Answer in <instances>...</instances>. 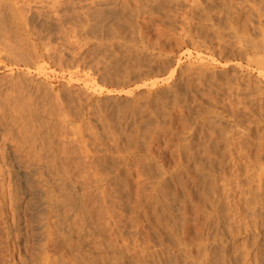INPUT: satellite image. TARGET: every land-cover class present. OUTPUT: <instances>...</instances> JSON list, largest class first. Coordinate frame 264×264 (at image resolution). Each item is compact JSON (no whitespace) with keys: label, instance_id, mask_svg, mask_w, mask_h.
Listing matches in <instances>:
<instances>
[{"label":"rangeland","instance_id":"obj_1","mask_svg":"<svg viewBox=\"0 0 264 264\" xmlns=\"http://www.w3.org/2000/svg\"><path fill=\"white\" fill-rule=\"evenodd\" d=\"M0 47V264H264V0H0Z\"/></svg>","mask_w":264,"mask_h":264},{"label":"bare ground","instance_id":"obj_2","mask_svg":"<svg viewBox=\"0 0 264 264\" xmlns=\"http://www.w3.org/2000/svg\"><path fill=\"white\" fill-rule=\"evenodd\" d=\"M53 1V0H52ZM217 1V0H216ZM237 1V0H236ZM198 2V1H197ZM210 2V1H209ZM54 3V2H53ZM246 3V2H245ZM150 4V3H149ZM227 4V3H226ZM235 4V3H234ZM56 5V4H55ZM161 5V4H160ZM241 5V4H240ZM49 6V5H48ZM53 6H54V4H53ZM218 6V5H217ZM160 7V6H159ZM197 7V6H196ZM244 7V6H243ZM28 8V7H27ZM53 8V7H52ZM57 8V7H56ZM232 8V7H231ZM18 9V8H17ZM16 9V11H18ZM22 9V8H21ZM151 9V8H150ZM200 9V8H199ZM208 9V8H207ZM252 9V8H251ZM257 9V8H256ZM165 10V9H164ZM151 11V10H150ZM166 11V10H165ZM253 11V10H252ZM19 12V11H18ZM98 12V11H97ZM100 12V11H99ZM209 12V11H208ZM256 12V11H255ZM117 13V12H116ZM156 13V12H155ZM207 13V12H206ZM227 13V12H226ZM14 14V13H13ZM19 15H21V14H19ZM53 15V14H52ZM14 16H16V15H13V17ZM56 16V15H55ZM59 16V15H58ZM70 16V15H69ZM174 16V15H173ZM256 16V15H255ZM12 17V16H11ZM17 17H18V14H17ZM87 17V16H86ZM210 17V16H209ZM249 17V16H248ZM21 18H22V16H21ZM24 18V17H23ZM59 18V17H58ZM259 19V18H258ZM192 20V19H191ZM207 20V19H206ZM228 20V19H227ZM2 22V21H1ZM24 22H25V20H24ZM7 23V22H6ZM92 23V22H91ZM102 23V22H101ZM111 23V22H110ZM22 24V23H21ZM56 24V23H55ZM47 25V24H46ZM74 25V24H73ZM96 25V24H95ZM27 26V25H26ZM86 26V25H85ZM88 26V25H87ZM94 26V25H93ZM206 26V25H205ZM210 26V25H209ZM104 27V26H103ZM227 27V26H226ZM232 27V26H231ZM87 28V27H86ZM76 29H78V28H76ZM91 29V28H90ZM97 29V28H96ZM229 29V28H228ZM231 29V28H230ZM235 30V29H234ZM90 31H92V30H90ZM95 31V30H94ZM118 32V31H117ZM160 32V31H159ZM3 33H4V31H3ZM164 33V32H163ZM187 33V32H186ZM231 33V32H230ZM240 33V32H239ZM242 33V32H241ZM244 33V32H243ZM92 34V33H91ZM162 34V33H161ZM173 34V33H172ZM184 34V33H183ZM93 35V34H92ZM178 35V34H177ZM6 36H8V35H6ZM88 36V35H87ZM187 36V35H186ZM221 36V35H220ZM36 37V36H35ZM44 37V36H43ZM51 37V36H50ZM225 37V36H224ZM47 38V37H46ZM81 38V37H80ZM85 38V37H84ZM83 38V39H84ZM95 38V37H94ZM99 38V37H98ZM167 38V37H166ZM184 38V37H183ZM247 38H248V35H247ZM259 38V37H258ZM43 39V38H42ZM191 39V38H190ZM218 39V38H217ZM261 40V39H260ZM69 41H70V39H69ZM68 41V42H69ZM200 41V40H199ZM210 41V40H209ZM231 41V40H230ZM248 41V40H247ZM136 42V41H135ZM257 42V41H256ZM84 43H85V41H84ZM176 43V42H175ZM179 43V42H178ZM177 43V44H178ZM239 43V42H238ZM6 44V43H5ZM208 44V43H207ZM210 44V43H209ZM2 45V44H1ZM44 45V44H43ZM84 45V44H83ZM144 45V44H143ZM201 45V44H200ZM227 45V44H226ZM244 45H246V43L244 44ZM259 45V44H258ZM178 46V45H177ZM250 46V45H249ZM262 46V45H261ZM44 47V46H43ZM42 47V48H43ZM58 47V46H57ZM201 47V46H200ZM226 47V46H225ZM0 48H3V47H0ZM15 48V47H14ZM233 48V47H232ZM251 48V47H250ZM5 49V48H4ZM7 49V48H6ZM238 49V48H237ZM47 50V49H46ZM54 50V49H53ZM252 50V49H251ZM257 50V49H256ZM64 51V50H63ZM160 51V50H159ZM263 51V50H262ZM130 52V51H129ZM165 53V52H164ZM6 54V53H5ZM31 54V53H30ZM17 55V54H16ZM22 55V54H21ZM56 55V54H55ZM165 55V54H164ZM167 55V54H166ZM248 55V54H247ZM27 56V55H26ZM32 56H33V53H32ZM25 57V56H24ZM37 57V56H36ZM255 57H257V55L255 56ZM260 57V56H259ZM39 58V57H38ZM49 58V57H48ZM10 59V58H9ZM56 59V58H55ZM262 59V58H261ZM54 61V60H53ZM52 61V62H53ZM213 61V60H212ZM17 62V61H16ZM55 62V61H54ZM58 62V61H57ZM249 62V61H248ZM61 63V62H60ZM17 64H18V62H17ZM259 64V63H258ZM261 64V63H260ZM263 64V63H262ZM257 65V64H256ZM2 66V65H1ZM5 67V66H4ZM259 67H261V66H259ZM12 68V67H11ZM202 68V67H201ZM9 69V68H8ZM192 73V72H191ZM203 73V72H202ZM193 74V73H192ZM206 74V73H205ZM205 78V77H204ZM202 79V78H201ZM200 79V80H201ZM198 80V79H197ZM209 81V80H208ZM224 82V81H223ZM25 83V82H24ZM26 83H28V82H26ZM203 84V83H202ZM240 84V83H239ZM210 85V84H209ZM229 85V84H228ZM29 86V85H28ZM152 86V85H151ZM216 86V85H215ZM225 86V85H224ZM240 86V85H239ZM242 86V85H241ZM20 88V87H19ZM19 88L17 89V92H18V90H19ZM168 88V87H167ZM207 88V87H206ZM23 89V88H22ZM25 89V88H24ZM240 89V88H239ZM21 91V90H20ZM237 91V90H236ZM241 91V90H240ZM252 91V90H251ZM257 91V90H256ZM13 92V91H12ZM16 92V91H15ZM206 92V91H205ZM245 92V91H244ZM10 93V92H9ZM5 94H8V93H5ZM20 94V93H19ZM18 94V95H19ZM225 94V93H224ZM28 95V94H27ZM229 95V94H228ZM257 95V94H256ZM6 96V95H5ZM9 96V95H8ZM16 96V95H15ZM20 96V95H19ZM226 96V95H225ZM230 96V95H229ZM222 97V96H221ZM239 97V96H238ZM216 99V98H215ZM220 99V98H219ZM19 100V99H18ZM236 100V99H235ZM234 100V101H235ZM11 101H13V99L11 100ZM239 101V100H238ZM228 102V101H227ZM236 102V101H235ZM234 102V103H235ZM233 103V104H234ZM243 103H245V102H243ZM249 105H250V103H249ZM244 107V106H243ZM228 108V107H227ZM263 108V107H262ZM230 110V109H229ZM140 111V110H139ZM133 112V111H132ZM238 112V111H237ZM210 113V112H209ZM231 114V113H230ZM229 114V115H230ZM234 115V114H233ZM217 116V115H216ZM232 116V115H231ZM215 117V116H214ZM239 117V116H238ZM257 117H258V115H257ZM260 118V117H259ZM210 119V118H209ZM237 119V118H236ZM241 119V118H240ZM211 120V119H210ZM214 120V119H213ZM263 120V119H262ZM206 121H207V119H206ZM236 123V122H235ZM242 136V135H241ZM236 138V137H235ZM11 139V138H10ZM206 139V138H205ZM226 139V138H225ZM230 139V138H229ZM214 141V140H213ZM234 142V141H233ZM214 145V144H213ZM207 146V145H206ZM234 146V145H233ZM241 146V145H240ZM4 148H5V146H4ZM182 149V148H181ZM183 151V150H182ZM191 152V151H190ZM230 152V151H229ZM228 152V153H229ZM210 153V152H209ZM193 155V154H192ZM209 155V154H208ZM9 158V157H8ZM7 159V158H6ZM8 161V160H7ZM2 162V161H1ZM2 164V163H1ZM11 164H12V162H11ZM256 164V163H255ZM260 168H262V167H260ZM2 169H0V172H2L1 171ZM260 172V171H259ZM1 186V185H0ZM2 187V186H1ZM12 189V188H11ZM1 191V190H0ZM11 191V190H10ZM1 192H3V191H1ZM24 193V192H23ZM6 194V193H5ZM12 195V194H11ZM13 196V195H12ZM20 196H21V194H20ZM1 197V196H0ZM4 197V196H3ZM13 198V197H12ZM19 198V197H18ZM14 200V199H13ZM1 201V200H0ZM15 201V200H14ZM16 202V201H15ZM5 203V202H4ZM15 206V205H14ZM15 212V211H14ZM10 213V212H9ZM13 214V213H12ZM23 214H24V212H23ZM2 215V214H1ZM13 216V215H12ZM8 217H9V215H8ZM3 219V218H2ZM3 221H5V220H3ZM14 221V220H13ZM27 227V226H26ZM29 231V230H28ZM24 232V231H23ZM26 233V232H25ZM30 234H32V233H30ZM2 235V234H1ZM5 235V234H4ZM22 235V234H21ZM33 236H34V234H33ZM14 237V236H13ZM5 239V238H4ZM3 241V240H2ZM12 242H13V240H12ZM25 244V243H24ZM12 245V244H11ZM23 246V245H22ZM25 246V245H24ZM2 247V246H1ZM19 256V255H18ZM6 258V257H5ZM21 258V257H20ZM25 258V257H24ZM1 259V258H0ZM13 259V258H12ZM18 259V258H17ZM9 260V259H8ZM16 260V259H15ZM3 261V260H2ZM29 261V260H28ZM31 261V260H30ZM4 262V261H3ZM11 262V261H10ZM18 263V262H17ZM24 264V263H23Z\"/></svg>","mask_w":264,"mask_h":264}]
</instances>
